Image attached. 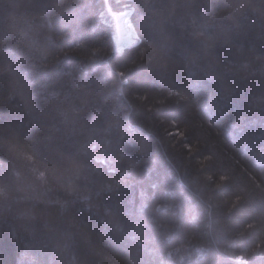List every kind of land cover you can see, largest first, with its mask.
<instances>
[{"label":"trees","instance_id":"1","mask_svg":"<svg viewBox=\"0 0 264 264\" xmlns=\"http://www.w3.org/2000/svg\"><path fill=\"white\" fill-rule=\"evenodd\" d=\"M0 264H264V0H0Z\"/></svg>","mask_w":264,"mask_h":264},{"label":"bare ground","instance_id":"2","mask_svg":"<svg viewBox=\"0 0 264 264\" xmlns=\"http://www.w3.org/2000/svg\"><path fill=\"white\" fill-rule=\"evenodd\" d=\"M114 16L117 19V26H118L117 27V31H116V37H117L116 38V42L118 43L120 41L119 45L124 46V45L128 44L127 40H131L132 37H134V35L131 32V28H130V26L128 24L127 19L125 18V14H123V13L114 14Z\"/></svg>","mask_w":264,"mask_h":264},{"label":"rangeland","instance_id":"3","mask_svg":"<svg viewBox=\"0 0 264 264\" xmlns=\"http://www.w3.org/2000/svg\"><path fill=\"white\" fill-rule=\"evenodd\" d=\"M120 13H123V14H126L127 12H120ZM120 13H113V14H111V16H112V18L114 19V21H115V30L117 31V19H116V17L114 16V14H120ZM126 19H127V21H128V24H129V26H130V28H131V25H130V23H129V17H125ZM131 32L133 33V30H132V28H131ZM133 35H134V33H133ZM135 38V39H134ZM132 39H134V40H136V37H135V35H134V37H132ZM128 41L129 40H127V43H128Z\"/></svg>","mask_w":264,"mask_h":264},{"label":"water","instance_id":"4","mask_svg":"<svg viewBox=\"0 0 264 264\" xmlns=\"http://www.w3.org/2000/svg\"><path fill=\"white\" fill-rule=\"evenodd\" d=\"M128 16H129V13H126V14H125V17H128ZM115 38H117V37L115 36ZM134 39H135V38H134ZM134 39L129 40L128 43H132V42H134V41H135ZM119 42H120V41H119ZM119 42L116 43V46L119 45Z\"/></svg>","mask_w":264,"mask_h":264}]
</instances>
